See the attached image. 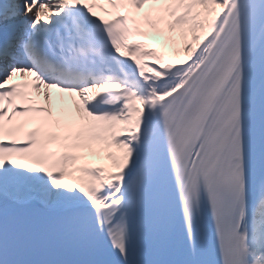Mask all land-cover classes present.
<instances>
[{"label": "snow or ice", "instance_id": "obj_1", "mask_svg": "<svg viewBox=\"0 0 264 264\" xmlns=\"http://www.w3.org/2000/svg\"><path fill=\"white\" fill-rule=\"evenodd\" d=\"M0 261L264 264V0H0Z\"/></svg>", "mask_w": 264, "mask_h": 264}, {"label": "bare ground", "instance_id": "obj_2", "mask_svg": "<svg viewBox=\"0 0 264 264\" xmlns=\"http://www.w3.org/2000/svg\"><path fill=\"white\" fill-rule=\"evenodd\" d=\"M145 10H147V7L145 8ZM143 13H139L138 16H141ZM140 39L139 40H142L143 42L145 43H148V44H151L155 47H159L160 44H161V40L160 38L158 37H152V38H149V39H144L143 37H139ZM166 51H168L169 53H171V48H167ZM107 162V161H106Z\"/></svg>", "mask_w": 264, "mask_h": 264}]
</instances>
